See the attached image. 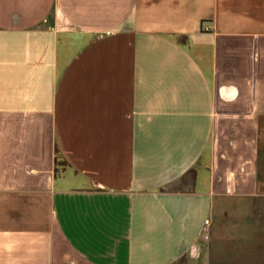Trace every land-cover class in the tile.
Instances as JSON below:
<instances>
[{
	"label": "crops",
	"instance_id": "0c3cea01",
	"mask_svg": "<svg viewBox=\"0 0 264 264\" xmlns=\"http://www.w3.org/2000/svg\"><path fill=\"white\" fill-rule=\"evenodd\" d=\"M261 118L264 0H0V264L195 261Z\"/></svg>",
	"mask_w": 264,
	"mask_h": 264
},
{
	"label": "rangeland",
	"instance_id": "374dc122",
	"mask_svg": "<svg viewBox=\"0 0 264 264\" xmlns=\"http://www.w3.org/2000/svg\"><path fill=\"white\" fill-rule=\"evenodd\" d=\"M260 122L258 129L245 126L237 131L231 123L221 129L224 148L232 150L234 164L248 160L252 148L258 150L257 195L218 199L201 252L195 261L187 257L178 264H264V118Z\"/></svg>",
	"mask_w": 264,
	"mask_h": 264
},
{
	"label": "built area",
	"instance_id": "2783aa9c",
	"mask_svg": "<svg viewBox=\"0 0 264 264\" xmlns=\"http://www.w3.org/2000/svg\"><path fill=\"white\" fill-rule=\"evenodd\" d=\"M206 225H207L208 227L210 226V221H209V220L207 221Z\"/></svg>",
	"mask_w": 264,
	"mask_h": 264
}]
</instances>
